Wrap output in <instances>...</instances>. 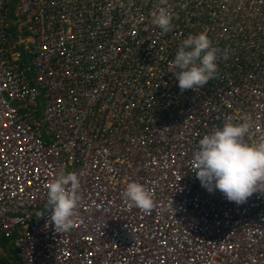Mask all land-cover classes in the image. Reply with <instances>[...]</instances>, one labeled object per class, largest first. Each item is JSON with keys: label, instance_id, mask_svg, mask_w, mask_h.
I'll use <instances>...</instances> for the list:
<instances>
[{"label": "built area", "instance_id": "2783aa9c", "mask_svg": "<svg viewBox=\"0 0 264 264\" xmlns=\"http://www.w3.org/2000/svg\"><path fill=\"white\" fill-rule=\"evenodd\" d=\"M9 1L0 235L23 263L264 264V184L237 205L202 187L193 163L199 139L229 120L250 119L245 142L264 140V0H15L27 35L14 39ZM160 8L167 33L153 23ZM200 32L219 49L217 72L181 91L172 60ZM62 172L80 182L70 231L46 210ZM133 181L152 209L124 197Z\"/></svg>", "mask_w": 264, "mask_h": 264}, {"label": "clouds", "instance_id": "9594fccd", "mask_svg": "<svg viewBox=\"0 0 264 264\" xmlns=\"http://www.w3.org/2000/svg\"><path fill=\"white\" fill-rule=\"evenodd\" d=\"M172 15L160 8L153 23L162 33L169 32ZM219 49L212 45L205 32L189 35L178 46L172 60L178 87L181 91L203 87L217 72ZM227 59V56H224ZM251 128V120L241 123L226 121L221 127L203 135L193 154L196 178L207 191H219L226 200L237 205L258 191L264 184V140L245 142ZM80 182L75 173H58L49 184L47 208L51 210L50 221L62 231L73 226L74 210L77 208ZM124 197L145 211L154 206L152 195L138 182H129ZM43 213H38L40 217Z\"/></svg>", "mask_w": 264, "mask_h": 264}, {"label": "trees", "instance_id": "16d2710c", "mask_svg": "<svg viewBox=\"0 0 264 264\" xmlns=\"http://www.w3.org/2000/svg\"><path fill=\"white\" fill-rule=\"evenodd\" d=\"M8 7L9 18L11 21L10 36L13 39L18 38L23 33V27L21 25L20 19L15 14L13 3H9ZM0 241L3 248H5L8 253V255L0 254V264H23L22 260L17 255H15L10 239L1 236Z\"/></svg>", "mask_w": 264, "mask_h": 264}, {"label": "rangeland", "instance_id": "374dc122", "mask_svg": "<svg viewBox=\"0 0 264 264\" xmlns=\"http://www.w3.org/2000/svg\"><path fill=\"white\" fill-rule=\"evenodd\" d=\"M14 1L15 0H11V3H13L14 4ZM23 27V26H22ZM22 35H27L26 34V32H25V29H24V27H23V33H22ZM24 52V51H23ZM27 57H28V55H25L24 53H23V56H22V60H27ZM31 59V58H30ZM0 237H1V235H0ZM12 247H13V245H12ZM13 249H14V247H13ZM0 254H7L8 255V253H7V250L5 249V248H3V246H2V244H1V241H0Z\"/></svg>", "mask_w": 264, "mask_h": 264}, {"label": "bare ground", "instance_id": "6f19581e", "mask_svg": "<svg viewBox=\"0 0 264 264\" xmlns=\"http://www.w3.org/2000/svg\"><path fill=\"white\" fill-rule=\"evenodd\" d=\"M248 199H249V197H248ZM13 245V244H12ZM14 253H15V255H16V252H15V249H14ZM18 256V255H17ZM19 257V256H18ZM20 259H22L21 257H19ZM23 260V259H22ZM23 262V261H22ZM24 264V263H23Z\"/></svg>", "mask_w": 264, "mask_h": 264}, {"label": "crops", "instance_id": "0c3cea01", "mask_svg": "<svg viewBox=\"0 0 264 264\" xmlns=\"http://www.w3.org/2000/svg\"><path fill=\"white\" fill-rule=\"evenodd\" d=\"M10 1H11V0H10ZM10 1H9V2H10Z\"/></svg>", "mask_w": 264, "mask_h": 264}]
</instances>
